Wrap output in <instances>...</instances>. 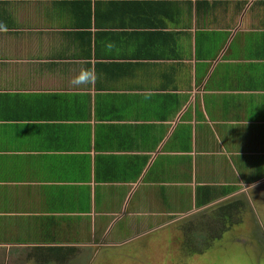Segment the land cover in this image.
<instances>
[{"label":"crops","instance_id":"0c3cea01","mask_svg":"<svg viewBox=\"0 0 264 264\" xmlns=\"http://www.w3.org/2000/svg\"><path fill=\"white\" fill-rule=\"evenodd\" d=\"M234 200L264 202V0H0V263Z\"/></svg>","mask_w":264,"mask_h":264},{"label":"rangeland","instance_id":"374dc122","mask_svg":"<svg viewBox=\"0 0 264 264\" xmlns=\"http://www.w3.org/2000/svg\"><path fill=\"white\" fill-rule=\"evenodd\" d=\"M245 203L239 216L242 221L226 231L222 229L221 233L223 224L220 223L215 233L208 226L204 230L196 228L194 232L188 228L214 219L215 215L210 214L218 203L212 208H197L184 216H176V221L145 234L126 231L117 233L116 237L113 233L119 228L117 225L107 234L104 247L101 245L104 241L92 243L93 237L89 236L86 243H92L91 246L55 251L59 263L49 264H264V202Z\"/></svg>","mask_w":264,"mask_h":264},{"label":"trees","instance_id":"16d2710c","mask_svg":"<svg viewBox=\"0 0 264 264\" xmlns=\"http://www.w3.org/2000/svg\"><path fill=\"white\" fill-rule=\"evenodd\" d=\"M211 202H197V207H202L204 205H207ZM246 206L245 201L242 200H234V201H228V202H223L221 204H219L218 206L215 207L214 212H212L210 215H215L214 219H210V215L208 214V220L211 221H205L202 222V229H206V227L208 226V229H211L212 232H217L214 231V229H219V223L223 224L222 228L220 229V233L223 231H226L229 229V227L231 225H233L234 223H238L240 220L242 221V218H240L239 216L241 215V213L243 212L242 209ZM238 215V216H237ZM237 217L239 219H237ZM235 218V219H234ZM195 225V224H194ZM197 225V224H196ZM193 227V226H188V228ZM197 227V226H195ZM221 227V226H220ZM193 228H191L190 230H192ZM223 229V231H222ZM76 247H72L69 248L68 250H76Z\"/></svg>","mask_w":264,"mask_h":264},{"label":"flooded vegetation","instance_id":"af4514ba","mask_svg":"<svg viewBox=\"0 0 264 264\" xmlns=\"http://www.w3.org/2000/svg\"><path fill=\"white\" fill-rule=\"evenodd\" d=\"M202 224H200V225H197V227H195V226H193V227H190V229L191 228H193L192 230H191V232L193 231L194 232V230L196 229V228H200V230L202 229V227L203 226H201ZM196 232V231H195ZM95 242H102L101 240H98V239H93V242L92 243H95ZM92 243H90V244H87L88 246H91L92 245ZM105 243V242H104ZM100 245V244H99ZM101 245H103L102 247H104V245L105 244H103V242H102V244ZM203 248H204V246H203ZM203 250V249H202ZM201 250V252L203 253V251Z\"/></svg>","mask_w":264,"mask_h":264},{"label":"clouds","instance_id":"9594fccd","mask_svg":"<svg viewBox=\"0 0 264 264\" xmlns=\"http://www.w3.org/2000/svg\"><path fill=\"white\" fill-rule=\"evenodd\" d=\"M77 82H78V83H83L84 81H80V80H78Z\"/></svg>","mask_w":264,"mask_h":264}]
</instances>
